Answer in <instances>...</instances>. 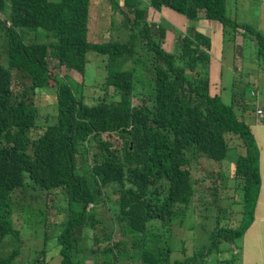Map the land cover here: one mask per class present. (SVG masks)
Masks as SVG:
<instances>
[{"label": "trees", "instance_id": "1", "mask_svg": "<svg viewBox=\"0 0 264 264\" xmlns=\"http://www.w3.org/2000/svg\"><path fill=\"white\" fill-rule=\"evenodd\" d=\"M108 2L123 14L118 3ZM127 2L129 6L136 3L128 10L134 14L126 21L128 40L94 43L87 39L91 0H0V244L7 237L18 241L8 255L0 254V264H14L21 254L12 195L17 200L27 187L47 193L61 190L71 207L57 238L61 264H85V252L93 264L130 259H137V264L197 260L217 264L218 256L226 252L221 244L242 237L254 220L261 188L260 151L245 114L254 112L255 102L258 108V92L249 91L250 99L240 85L232 102L224 104L219 94L210 93L211 39L190 27L164 42L165 30L145 22V12L137 8L139 0ZM149 5L156 11L170 9L190 21L220 24L223 44L225 39L234 44L236 55L243 47L237 44L236 34L250 38L264 66V34L228 17L225 0H150ZM24 31L34 33V38L27 41ZM89 53L106 57L107 73L105 93L92 103L49 71L52 59L55 67L84 77ZM142 55L152 77L151 106L133 103L136 68L124 69L129 61L138 64ZM13 69L26 76L31 86H13ZM47 88H56L53 123L40 126L34 98ZM109 88L117 90L118 101L108 100ZM227 136L235 137L244 149L232 176L240 192V224L221 227L218 216L197 253L185 261L170 262L171 250L161 249L157 241L152 247L147 245L156 238L153 230L146 229L153 221L165 226L183 218L179 212L190 207L199 182L194 178V164L225 159ZM81 161L90 162L84 174L78 173ZM107 191L114 194L117 207L109 232L101 228L95 211L87 210L90 204L95 210L104 206ZM218 211L225 213L220 206ZM115 232L120 238L111 243ZM88 240L92 244L87 247ZM102 242L105 247L100 250ZM99 255L101 260L94 259ZM238 257L235 253L224 262L235 264Z\"/></svg>", "mask_w": 264, "mask_h": 264}, {"label": "rangeland", "instance_id": "2", "mask_svg": "<svg viewBox=\"0 0 264 264\" xmlns=\"http://www.w3.org/2000/svg\"><path fill=\"white\" fill-rule=\"evenodd\" d=\"M114 1L119 5L122 4V0ZM149 2L150 0H139L137 8L145 12V22L148 25L153 28L158 26L165 30L164 42H166V38L168 40L169 32L175 33L177 30L180 33L181 29L184 28L187 18L171 10H165L164 13L167 14L156 11L150 7ZM135 4H131L133 6L130 8H134ZM120 6L122 8L118 10H122L123 14L114 10L108 0H91L87 31V39L90 42L107 43L109 41H118L123 43L128 40L129 31L126 28V21L127 19L132 20L134 14L128 11L130 8L127 6ZM226 15L230 18L234 17L240 23L251 25L264 34V0H226ZM162 16L166 19L171 16V22L176 28L168 25ZM187 22L190 23L188 20ZM204 24H209V22H202V25ZM194 28L198 31L195 26ZM178 35L177 33L175 34V36ZM24 37L27 41H31L34 38V33L24 31ZM211 38V49L215 52L217 40L213 36ZM236 41L237 44L242 43L243 46L241 50H238L239 55L234 53V44L228 42L227 39H225L224 52L220 54L222 79L220 98L226 105L232 102L234 92L239 93L240 84L244 85L246 93H249V84H244L242 80L258 85L261 93L264 95V68L262 67L263 64L257 60L255 42L248 37H242L240 33L236 34ZM1 43L2 40L0 39V47ZM135 43L139 44V39L135 40ZM220 43L221 40H219ZM176 44L175 42L174 48L177 47ZM145 58H147L146 55ZM87 61L84 77L76 71H68L64 68L55 67L52 59H49V71L53 78L56 79L58 77L59 80L64 79L67 81L77 96H84L87 103H92L99 95H104L105 93L103 84L107 74L105 68L106 57L89 53ZM144 61L145 59L142 55L139 58L138 64H133L129 61L124 66V69L131 70L133 67L136 68L134 92L137 98L133 99V103H145L147 106H151L153 97L151 89L152 77L148 69L145 68ZM4 62L2 60V63ZM253 71L255 72L253 73ZM252 77H254V80H252ZM82 82L84 86L80 85ZM12 83L13 86H17L20 83H23L25 87L31 86L30 80L15 69L12 70ZM234 84H236L235 89L237 92L233 89ZM51 85L53 86L52 82ZM55 95L56 88H47L39 91L34 98V107L37 110L40 126L53 123L51 106L55 103ZM107 98L109 101H118L120 95L117 90L109 88ZM237 109L235 107V110ZM246 117H253V112H247ZM263 117L259 118L263 121L262 125H260L262 128H264ZM39 131L40 129L34 131L33 134ZM227 140L229 149L225 159L220 163H209L208 161L200 160L194 164V178L199 182L190 207L185 209L186 213L185 210L179 212V216L183 215V218L175 219L174 222L165 224V226L153 221L146 229L147 231L153 230L151 234L156 238V240L149 241L147 245L152 247L157 241L161 249L171 250V256L167 257V260L170 262L185 261L193 252H198L202 245L207 242L209 231L214 230L218 216L221 217L219 223L221 227L237 228L240 224L241 215L237 211L240 192L235 189V185H233L234 178L232 176L234 163L243 154L244 149L235 137L227 136ZM118 141L120 140L118 139ZM118 141L117 144H119ZM255 142L258 146L256 138ZM89 153L92 154L93 149H90ZM89 164L90 162L85 164L81 161L78 165V173L84 174L83 172H86V167L88 168L87 165ZM219 183L220 185H218ZM216 187L218 188L217 190H215ZM103 198L105 200L104 206L95 210L91 204L92 206L88 205L87 210H91L90 212L95 211L96 216L100 218L101 228H108L107 232H109L112 213L114 210H117V207L114 206V194L111 191H107L103 195ZM17 200L13 194L12 212L14 227L19 230L21 240L19 245L21 254L17 257L14 264H61L59 256L60 247L57 238L64 229L63 224L66 221L67 211L71 209L67 204L66 196L61 190H53L47 193L27 187L22 194H18ZM210 206L211 208H209ZM212 206L214 207L212 208ZM218 206L222 207L225 213L221 214L218 211ZM256 216L257 225L255 230L260 231V238L252 240L253 236L249 234L236 239L233 243L221 244L222 248L226 249V252L218 256L217 264H230L229 262H224V260H231L235 253L239 256L235 264H250V262L251 264H264V187H262ZM200 224L204 226V229L200 227ZM149 233L147 234L150 235ZM119 236V233L115 232L111 243L117 241L120 238ZM135 236L139 239L141 238L136 234ZM86 244L88 247L92 242L88 240ZM14 245L18 246L16 239L13 240L11 237L5 238L0 244V254L3 256L8 255ZM104 247L105 243L102 242L100 250ZM84 258L85 264H93L89 252H85ZM37 259L40 262H36ZM94 259L101 260L102 257L99 255ZM136 261L137 259H135V262L134 259L123 260L120 261V264H137ZM189 264H211V262L202 263L197 260L196 263Z\"/></svg>", "mask_w": 264, "mask_h": 264}, {"label": "crops", "instance_id": "3", "mask_svg": "<svg viewBox=\"0 0 264 264\" xmlns=\"http://www.w3.org/2000/svg\"><path fill=\"white\" fill-rule=\"evenodd\" d=\"M124 4H126V5H124ZM120 5L127 6L128 8L132 7V6L128 5L127 0H122V4H120ZM120 5L118 4V6L120 8H122ZM225 6H226V0H225ZM165 10H170V9H167V8L163 7V8H161L159 10V12L164 13ZM164 14H167V13H164ZM162 18L167 21L168 25H171V26L175 27L174 24L171 22V20H172L171 16L168 17L169 20L166 19L164 16H162ZM232 19H235V18L233 17ZM187 20H185L184 28L181 29L180 33L177 32V30H176L175 33H172V32L168 33V36L170 37L169 41H171L173 39V37H172L173 34H176V33L179 34V35L185 34V32H186V30L188 28H190V27L194 28V26L196 27V29H198L199 33H201V34H203L205 36H208L211 40H212L211 36L216 38V40H217V49H216L215 52H213V49H211V51H210V57L212 56V58H210V67H209L210 75H209V79H210V93H212V95H215V94H219L220 95V90H221V85H222L221 70H220V68H221L220 67V65H221V55L220 54H223V52H224V44H223V38H222V34H221V31H222L221 25L216 23V22H214V21H209V20H198L196 22L188 20V21H190V23L187 22ZM193 22H195V23L193 24ZM202 22H209V24L202 25ZM219 40H221L220 44H219ZM262 67L264 68V66H262ZM254 72L255 71H253V73ZM252 80H254V77H252ZM257 80H255V81H257ZM242 82L244 84H249L250 92L252 90H256L258 92L257 107L262 109L263 113H264V95L261 93V90L259 89V86L254 84V83L250 84V83L245 82L243 80H242ZM246 96L250 98V93L247 94ZM245 117H246V114H245ZM246 120L250 124L251 129H252L253 134H254V137L256 138L258 146L260 148L259 151H260L261 188H260V193H259V196H258L256 208H255L254 220H253L252 224L250 225V227L246 230V232H245L246 234L244 233V235L251 234V236H253L252 240H257V239L260 238V231L257 230V229L255 230V227L257 225V216H256V214H257V210H258L260 199H261L262 187H264V183H263V180H264V176H263V169H264V128L260 127V125H262L263 121H261V119H258V117L256 116V102L254 104L253 117H250V118L246 117ZM254 230H255V232H253ZM263 238H264V235H263ZM263 260H264V251H263ZM60 263H61V258H60ZM250 264H251V262H250Z\"/></svg>", "mask_w": 264, "mask_h": 264}, {"label": "built area", "instance_id": "4", "mask_svg": "<svg viewBox=\"0 0 264 264\" xmlns=\"http://www.w3.org/2000/svg\"><path fill=\"white\" fill-rule=\"evenodd\" d=\"M263 115H264L263 111L261 109L257 108L256 109V116L258 117V119L263 117ZM90 206H92V205L90 204Z\"/></svg>", "mask_w": 264, "mask_h": 264}]
</instances>
